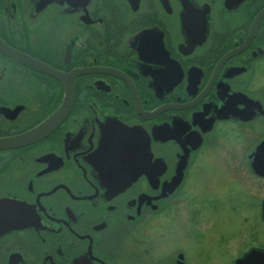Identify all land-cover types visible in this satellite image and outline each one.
<instances>
[{
    "label": "flooded vegetation",
    "instance_id": "af4514ba",
    "mask_svg": "<svg viewBox=\"0 0 264 264\" xmlns=\"http://www.w3.org/2000/svg\"><path fill=\"white\" fill-rule=\"evenodd\" d=\"M38 62L74 98L0 148V264L264 249V0H0V137L63 101Z\"/></svg>",
    "mask_w": 264,
    "mask_h": 264
},
{
    "label": "water",
    "instance_id": "95a60500",
    "mask_svg": "<svg viewBox=\"0 0 264 264\" xmlns=\"http://www.w3.org/2000/svg\"><path fill=\"white\" fill-rule=\"evenodd\" d=\"M31 62H36V61L31 60ZM40 65L49 73L55 75L60 79H64L66 89H65V95L63 101L47 120L40 123L31 130L20 135L0 137V148L18 146L41 138L46 133H48L53 128H55V126L61 121V119L68 112L72 104L73 95H74L73 77L78 72L74 71L70 74H63L60 72L53 71L51 70V68L44 66L41 63ZM254 258H261L262 259L261 264H264V251L252 250L250 253L246 255L245 258L239 260L238 264H249V262L252 261Z\"/></svg>",
    "mask_w": 264,
    "mask_h": 264
}]
</instances>
